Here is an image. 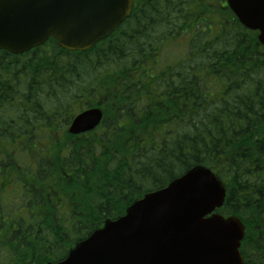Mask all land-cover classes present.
Wrapping results in <instances>:
<instances>
[{
	"label": "trees",
	"instance_id": "trees-1",
	"mask_svg": "<svg viewBox=\"0 0 264 264\" xmlns=\"http://www.w3.org/2000/svg\"><path fill=\"white\" fill-rule=\"evenodd\" d=\"M225 6L135 0L131 15L91 49L68 51L50 38L24 54L0 51V172L25 179L33 166L19 160L37 158L39 174L49 173L59 190L53 206L7 214L0 264L64 257L71 238L86 237L196 164L227 187L219 211L246 225L245 264H264V49ZM182 42L183 53L172 50ZM98 100L106 118L81 150L78 180L62 161L77 158L79 146L55 122ZM47 115L53 131L40 132L34 126ZM48 136L49 155L38 142Z\"/></svg>",
	"mask_w": 264,
	"mask_h": 264
},
{
	"label": "water",
	"instance_id": "water-1",
	"mask_svg": "<svg viewBox=\"0 0 264 264\" xmlns=\"http://www.w3.org/2000/svg\"><path fill=\"white\" fill-rule=\"evenodd\" d=\"M227 1L241 23L260 31L264 45V0ZM133 6L134 0H0V50L23 53L51 36L64 49L87 50L129 17ZM102 117L99 108L86 110L70 132L91 130ZM225 196L218 176L195 165L49 264H244L242 221L218 213L206 217Z\"/></svg>",
	"mask_w": 264,
	"mask_h": 264
},
{
	"label": "flooded vegetation",
	"instance_id": "flooded-vegetation-1",
	"mask_svg": "<svg viewBox=\"0 0 264 264\" xmlns=\"http://www.w3.org/2000/svg\"><path fill=\"white\" fill-rule=\"evenodd\" d=\"M42 116V115H40ZM49 116V115H47ZM52 118L53 116L50 115L47 119L44 120L45 122H40V124H36V127L40 132H49L52 130ZM66 124V126L64 125ZM69 123L67 120L61 119L55 122L56 132H63L66 131ZM83 136L76 137L80 139ZM74 144L76 142H73ZM79 146V145H78ZM83 146L80 145L74 152H78L77 158H72L69 160H65L66 162L70 161L67 165V172L68 176L72 178L76 177L78 180H83V162L80 158H82L83 154L81 150ZM73 152V153H74ZM38 164L33 169L34 172L31 176H27L25 179L21 178L19 174L13 173L12 177L4 176V172H0V211L2 213L3 221L6 219L5 214L7 213H15V212H32L35 209L45 205L47 202L51 203L53 206V197L52 194L59 193V190L53 188L51 184V178L49 173L42 177L39 174L38 165H41L40 160H34ZM46 161V160H45ZM2 162V158H0V163ZM14 168L17 170V166L9 167ZM21 170V167H20ZM37 180V182H33ZM41 193L42 200L39 202L38 195ZM56 195V194H55ZM63 199V198H62ZM62 202V201H60ZM67 204V202H65ZM65 209V206H64ZM79 213V209L74 210Z\"/></svg>",
	"mask_w": 264,
	"mask_h": 264
},
{
	"label": "rangeland",
	"instance_id": "rangeland-1",
	"mask_svg": "<svg viewBox=\"0 0 264 264\" xmlns=\"http://www.w3.org/2000/svg\"><path fill=\"white\" fill-rule=\"evenodd\" d=\"M222 4L224 5V1H222ZM185 42H182L181 44H178V45H176V48L175 49H173L174 48V46L173 47H171L172 48V50H174L176 53H178V54H181V53H183V51L185 50L184 49V47H185ZM169 49H166V51H168ZM176 59H174V60H172L171 61V64H175L176 63ZM152 74L154 75V76H156V71L154 70L153 72H152ZM20 138V137H19ZM45 141H47V140H45ZM60 142H61V145L60 146H62V145H64L65 144V141L64 140H59ZM86 141V139H82V142H85ZM76 142H81V141H76ZM76 144V143H75ZM32 149H31V151L33 152V153H39V150L37 149V148H33V147H31ZM48 149H49V152L50 151H52V150H54V145H53V143H49V145H48ZM65 162H63L62 161V164H64ZM14 166H16V165H14ZM20 170V166L17 164V171H19ZM5 224V223H4Z\"/></svg>",
	"mask_w": 264,
	"mask_h": 264
}]
</instances>
